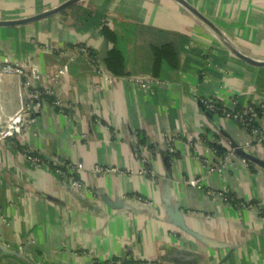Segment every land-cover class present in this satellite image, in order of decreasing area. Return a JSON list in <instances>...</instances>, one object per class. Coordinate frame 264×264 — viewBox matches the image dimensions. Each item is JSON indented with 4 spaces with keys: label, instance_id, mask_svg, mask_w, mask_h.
<instances>
[{
    "label": "crops",
    "instance_id": "obj_1",
    "mask_svg": "<svg viewBox=\"0 0 264 264\" xmlns=\"http://www.w3.org/2000/svg\"><path fill=\"white\" fill-rule=\"evenodd\" d=\"M62 1L0 0V19ZM188 1L221 36L173 0H81L0 25V62L21 69L0 70V115L32 89L49 91L22 139H0V264H264V165L241 153L264 163V143L199 106L207 97L236 108L264 101V65L223 41L264 58V0ZM113 47L120 75L105 64ZM147 77L154 82L142 89L135 78ZM28 148L42 162L26 160ZM69 172L81 190L65 183ZM222 189L226 200L207 193ZM167 206L194 236L172 224Z\"/></svg>",
    "mask_w": 264,
    "mask_h": 264
},
{
    "label": "built area",
    "instance_id": "obj_2",
    "mask_svg": "<svg viewBox=\"0 0 264 264\" xmlns=\"http://www.w3.org/2000/svg\"><path fill=\"white\" fill-rule=\"evenodd\" d=\"M78 51L85 52V47H78ZM0 70L1 71H14L21 72V69L18 66H13L11 64H5L4 62H0ZM154 79L152 78H135V81L139 84L142 89H146ZM49 93V91H42L38 88L32 89L27 95L23 94L19 108L11 115H0V139L5 138H14L19 137L22 139L24 135V127H26L32 119L29 117L31 112L38 111L40 108V101L44 94ZM204 106L206 110L217 117H222L224 119H230L236 121L241 125L244 129L248 130L250 134L253 136L250 142L256 144L264 143V101H260L257 104H248L244 106V108H236L233 104H228L226 101L218 98V97H207L203 99ZM168 149L173 150L172 147V139H167ZM25 158L29 162L40 163L42 159L38 154H33L31 150L25 149ZM241 161L247 164V160L245 158H241ZM208 172H220L222 168L220 166H208ZM94 172L97 173H110L117 171L114 167H102L99 165L94 166ZM63 178L67 185L74 190H81L83 188V183L71 176L69 173H64ZM199 180H195L194 184L197 185ZM209 195L215 197H222L223 199H227L225 190H208ZM137 203H140L144 206L152 208L154 206V202L150 198H145L140 195H134L132 197Z\"/></svg>",
    "mask_w": 264,
    "mask_h": 264
},
{
    "label": "water",
    "instance_id": "obj_3",
    "mask_svg": "<svg viewBox=\"0 0 264 264\" xmlns=\"http://www.w3.org/2000/svg\"><path fill=\"white\" fill-rule=\"evenodd\" d=\"M79 1L81 0H64L58 5L50 9L37 12L33 15H28V16H23L20 18H13V19H0V25L2 26L22 25V24L30 23V22L37 21L43 18H47V17L58 14L65 8ZM173 1L177 3L179 6L183 7L189 13H191L195 18H197L205 26L213 30V32H215L218 36H221V32L219 28L208 17H206L203 13H201L193 4H191L188 0H173ZM225 38L226 40H223L224 44L231 51H233L237 56H239L241 59L253 65H264V58H257L253 56L252 54L247 53L242 47H240L234 41L230 40L227 37ZM199 106L204 112L208 113L205 107L201 103H199ZM241 153L245 158L253 160V161H257L260 165H264L263 162L257 160L250 154L244 153V151H242ZM166 212L172 224L176 226L179 230H181L182 232L186 234L192 235V236L195 235V232L186 225L183 212L179 209V207L167 206Z\"/></svg>",
    "mask_w": 264,
    "mask_h": 264
},
{
    "label": "trees",
    "instance_id": "obj_4",
    "mask_svg": "<svg viewBox=\"0 0 264 264\" xmlns=\"http://www.w3.org/2000/svg\"><path fill=\"white\" fill-rule=\"evenodd\" d=\"M107 29L104 30V34L107 37H110V32ZM167 49H169L166 45L160 47H154V55L155 60L158 63L160 59L167 53ZM105 64L107 69L113 75H120L123 73V55L122 53L115 47L111 48L108 51L107 57L105 59ZM128 262V261H127ZM129 263V262H128Z\"/></svg>",
    "mask_w": 264,
    "mask_h": 264
}]
</instances>
